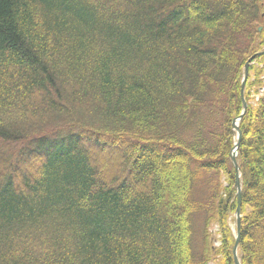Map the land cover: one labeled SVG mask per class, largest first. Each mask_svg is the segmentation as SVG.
<instances>
[{
	"label": "trees",
	"instance_id": "trees-1",
	"mask_svg": "<svg viewBox=\"0 0 264 264\" xmlns=\"http://www.w3.org/2000/svg\"><path fill=\"white\" fill-rule=\"evenodd\" d=\"M260 24L264 0H0V264H235L233 122ZM252 62L240 264H264V55Z\"/></svg>",
	"mask_w": 264,
	"mask_h": 264
},
{
	"label": "rangeland",
	"instance_id": "rangeland-1",
	"mask_svg": "<svg viewBox=\"0 0 264 264\" xmlns=\"http://www.w3.org/2000/svg\"><path fill=\"white\" fill-rule=\"evenodd\" d=\"M259 27L264 28V24H260ZM254 64H255V62L251 63V65H254ZM259 67L263 70L262 77H261V79L263 81L262 82L263 87L259 90L258 94L252 95V97H253L252 99H254V100H252L251 103L254 105H255V103H257L260 95H262L264 93V64H260ZM233 130H234V128H233ZM64 132H66V131H64ZM61 133H63V132H61ZM235 141H237V133H236ZM232 150H233V148H232ZM232 150H231V152H232ZM231 152H230V154H231ZM230 161H231V158H230ZM231 163H232V161H231ZM220 181L222 183H224V185L226 186L225 176H224V178L223 177L220 178ZM218 182H219L218 177L215 176L214 174H211V173L205 175L204 177H202L200 179H198L196 182L197 188H196V192H195V198L197 200L204 201L210 193L209 190L211 191V189H213V187L216 186V184ZM235 188H236V186H235ZM236 195H237V190H236ZM241 216H242V212H241ZM193 220H194L193 230L195 233L194 234V247H195L196 251H200L201 247H202L201 246V244H202L201 230L203 227L204 213H198L196 216H194ZM229 225H230L232 231L235 233V231H236L235 228L237 226L236 213L234 215H232V217L229 219ZM210 233L212 235V243H213L214 249H217L221 244L220 243L221 235H220L219 226L216 222L212 223ZM212 264H214V263H212Z\"/></svg>",
	"mask_w": 264,
	"mask_h": 264
},
{
	"label": "water",
	"instance_id": "water-1",
	"mask_svg": "<svg viewBox=\"0 0 264 264\" xmlns=\"http://www.w3.org/2000/svg\"><path fill=\"white\" fill-rule=\"evenodd\" d=\"M262 55H264V51L256 53L254 56H252L249 59V61L247 62L246 66H245L244 77L242 80V89H241V97L243 99L244 108H243V112L239 116V118H237L233 122L234 131L237 132V135H238L237 136V142L235 143L233 150L230 154L232 165H233L235 172H236L235 186H236V190H237V199H238V206H237V210H236V217H237V230L236 231H237V233H236V243H235V246L233 249L235 264H240V260L238 258L237 250H238V246L240 243V226H241V217H242L241 216V211H242L241 169H240V166H239L238 161H237L238 149H239V145H240V141H241V137H242V132L239 128V123L247 111V103H246L245 98H244V93H245V87H246V82H247L248 73H249V65L256 57L262 56Z\"/></svg>",
	"mask_w": 264,
	"mask_h": 264
},
{
	"label": "bare ground",
	"instance_id": "bare-ground-1",
	"mask_svg": "<svg viewBox=\"0 0 264 264\" xmlns=\"http://www.w3.org/2000/svg\"><path fill=\"white\" fill-rule=\"evenodd\" d=\"M261 98V97H260ZM256 107V106H255ZM237 133V132H236ZM238 136V135H237ZM236 243V242H235ZM238 248H239V246H238ZM237 254H238V250H237ZM238 258H239V256H238Z\"/></svg>",
	"mask_w": 264,
	"mask_h": 264
}]
</instances>
